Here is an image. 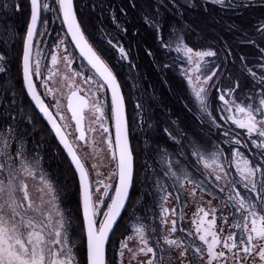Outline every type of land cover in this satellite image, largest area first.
Masks as SVG:
<instances>
[{
  "label": "snow or ice",
  "instance_id": "6c2138e0",
  "mask_svg": "<svg viewBox=\"0 0 264 264\" xmlns=\"http://www.w3.org/2000/svg\"><path fill=\"white\" fill-rule=\"evenodd\" d=\"M166 2L175 5L178 0H166ZM211 2L226 7H232L234 4L243 7L251 6V4L245 5L243 0H239L238 3L236 0H211ZM29 6L30 22L27 25L23 44V84L40 111L48 118L56 136L59 137L60 143L67 150L71 162L79 173L82 230L86 233V260L81 262L76 259L73 247L69 244L63 214L54 206L55 189L44 175L40 176L43 186L40 191L48 195L49 200L45 201L41 197L39 204L33 200L25 177L35 176L36 158H31L32 162H29L30 158L23 150V137L17 132V126L10 122L15 121L16 116L11 111H7L0 112V122H2L0 127L5 129L3 135L0 136V173L5 174V178L0 179V264H113L107 259L106 246L110 240V233L114 231V226L121 217L122 210L126 209L130 199V190L136 183L134 155L129 142V123L125 116L124 97L113 69L89 42L83 21L78 18L74 0H48V2L29 0ZM190 6L195 7L196 5L193 2ZM23 7V4L13 0L12 3L0 4V11L6 12L9 9L17 11ZM162 7H166V3H162V0H146V14L143 16L145 23L153 28L158 35L160 45L165 48L172 46L171 38L175 37L176 50L183 51L189 63L193 65L188 71L199 72L201 62L205 57L217 56V52L211 48L194 52L192 47L184 43L175 25L170 26V39L165 41L162 29L166 21L161 15ZM42 12L55 13L56 17L61 19L62 26H66L65 35L70 34L80 55L94 69L93 75L85 77V80L93 82L95 92L99 93L105 88L111 89L109 119L114 120L115 134L114 137L107 135L106 140L111 168L106 178L107 182L97 180L93 185L89 180V173L82 162V157L36 91L32 77L40 73V68L39 60L35 61V66L33 65L32 48L34 37L44 34L38 29V24L42 22L45 29L48 25V20H42ZM252 31L253 35L259 38V42L248 38L247 32L244 33L247 39L243 42L254 45L259 50L261 60H264V46H261L264 45V18L257 21ZM62 43L63 38L60 40V44ZM117 47L121 56L126 58L128 52L125 48L119 44ZM234 55L229 47L224 60L215 66L211 75H204L203 79L197 75L195 80L189 75L187 79L200 102L202 112L219 129L221 125L217 123L207 102V89L212 86L208 82L218 74V71L226 74L227 83L220 89L219 94V100L223 102L220 109L224 114L222 118L225 123L230 121L246 132L244 142L250 141L255 146L253 157L249 158L237 147L242 141L237 138L235 132L230 135L228 131H225L224 135L229 137V142L233 143L228 155L226 156L218 147L207 155L197 148L192 155L196 157L198 163H203L205 171L197 168L194 173L187 170L181 161H173L167 148L161 149L156 143L155 153L165 161L167 166L163 176L172 181V184L167 186L161 185L159 179L156 181V186L163 193L159 198L162 202L161 211L163 213L176 214L175 207L164 206L170 203L169 197L173 196L172 192L166 190L167 187L176 189L177 194L174 199L177 201L181 198L179 195L181 191H186L187 195L195 197L199 189L202 194L207 193L214 199H218L219 203L214 207L210 199L207 201V208L197 203L192 221L195 225V232L189 230L188 235L197 236L202 242L200 245L191 241L186 243L179 237H173L172 234L177 232L176 219H163L162 223H170L171 226L164 230L162 237L155 239V246L149 243L150 237L145 234V226L137 224L135 238L138 244L134 248L129 247L128 240L133 239L132 236L120 242V264H124L125 250L128 253L129 264L133 259L137 261V264H172L171 252L174 249L179 251L180 264H264V63L258 64L260 70L258 75L253 67H249L251 61L248 60L247 55H239V67L234 73L233 67L236 65V59L231 60L233 67L228 65V58ZM0 59L3 57L0 56ZM65 60L71 63L68 57H65ZM52 63L53 65L57 63L55 54L52 55ZM245 73L251 77L248 86L241 82V77ZM51 75L50 70L49 76ZM76 75L80 76L82 73H76ZM221 83L223 84L224 81ZM68 107L79 130L77 139L86 141L83 126L84 109L91 108L94 113H99L98 119H101L104 116L103 106L98 98L91 103L73 91L69 97ZM137 107L140 106L137 105ZM63 118L61 116V119ZM29 121H31L30 117ZM100 126L105 133H109V129L103 123ZM151 130L149 126V131ZM163 132L172 141L179 143L178 134H173V131L167 127L163 129ZM9 139L17 141L20 145L14 149V154L9 151ZM152 144V138L146 137L145 157ZM17 158L19 163H17ZM144 166L145 169L148 168L147 159ZM97 175L101 174L98 172ZM145 178L147 179V173H145ZM209 180L211 184L208 183ZM213 185L222 195L217 196L214 191H208ZM240 185H242L243 193ZM218 209L221 212L228 210V216L232 218V223L229 224L228 216L221 217L224 225L228 226L227 233L223 225L217 228ZM183 217L184 213L181 208L180 218L183 219ZM190 248L192 252L189 256ZM140 254L148 257L146 261L138 258ZM148 254L151 255L148 256Z\"/></svg>",
  "mask_w": 264,
  "mask_h": 264
},
{
  "label": "trees",
  "instance_id": "16d2710c",
  "mask_svg": "<svg viewBox=\"0 0 264 264\" xmlns=\"http://www.w3.org/2000/svg\"><path fill=\"white\" fill-rule=\"evenodd\" d=\"M5 2L12 3L13 0H0V4ZM15 2L23 4V9L0 11V49L9 63L7 81L3 84L0 80V89H4L3 94L5 91H11L17 95L21 111L24 110L27 117H21L19 111L14 112L8 103L3 104L4 107L0 109V112L11 111L15 114V121L10 122L17 126V132L34 153L35 170H39L42 165L52 181L62 182L64 180L62 200L69 201L68 195L71 196L70 200L72 199L75 205L77 225L83 235L77 176L49 126L31 103L24 88L21 58L30 17V6L29 0H15ZM74 2L78 18L83 21V27L90 43L113 69L125 97L136 174V183L132 188L128 210H146L150 207L149 203L154 209L157 202V179L161 185L172 184V181L166 182L171 179L165 178L163 173H160L166 170L167 166L165 161L155 153L156 143L161 149L167 148L173 161H181L187 170L194 173L197 168L202 171V162L198 163L196 157L192 155L197 148L207 155L218 147L226 156L228 155L233 143L229 142V137L224 135L225 131H228L230 135L235 132L237 138L242 141L237 147L245 155L252 157L251 144L244 142L246 132L230 121L225 123L222 118L224 114L220 109L223 102L219 100V94L220 89L227 83L226 74L218 71V74L208 82L212 86L207 89V102L217 123L221 125L218 129L202 112L200 102L188 83L185 64L177 56L179 52L176 50L175 37L171 38H174L173 47L165 48L160 45L158 35L153 28L145 23L143 16L146 14V0H74ZM193 2L195 7L190 6ZM236 2L238 3L239 0ZM164 3L166 7L161 8V15L166 21L162 29L165 41L170 39V26L175 25L184 43L192 47L194 51L211 48L217 52V56L205 57L202 61L199 71L201 78L204 75H211L215 66L224 60L229 47L235 54L228 58L229 67H233L231 60L236 59V65L233 67L234 73L239 67V55L246 54L248 60L251 61L249 67H253V70L257 71L258 75L260 74L258 64L264 63V60H261L259 50L254 45L243 41L247 39L244 35L247 32L248 38L259 42V38L253 35L252 28L258 20L264 18V0H243L245 5L251 4L249 7L236 6V4L226 7L213 4L211 0H178L175 5L164 0ZM170 8L171 10L180 8L181 11H176L175 15H172ZM46 14L51 16L53 22H51L50 34L46 37L45 47L53 50L55 44L52 42L56 41V38L52 39V37L55 35L61 37L62 33L66 34V32L61 19H58L55 13L42 12V17ZM65 38L66 41H63L62 46L65 47L67 42L72 48V55L93 73L76 53L68 36L65 35ZM114 38L128 52L126 58L121 56L119 49L113 48ZM221 81L224 83L222 84ZM250 81L251 77L247 73L241 77V82L245 86H248ZM90 89L94 90L92 87ZM103 91L107 98L104 111L107 112L110 128H112V120L109 119L111 100L107 89ZM99 102L103 103L101 98ZM102 121L105 122V119L101 118L100 122ZM149 126L152 128L151 131H149ZM165 127L173 131V134H178L179 143L166 136L163 132ZM4 131L5 129L0 127V132ZM146 137H151L153 141L147 157H145ZM92 140L94 141V138L91 136ZM100 154L101 149L98 148L95 157L97 158ZM146 159L147 169L144 166ZM106 168L109 172L111 169L109 162ZM145 173H147V179ZM196 174L199 175V173Z\"/></svg>",
  "mask_w": 264,
  "mask_h": 264
},
{
  "label": "rangeland",
  "instance_id": "374dc122",
  "mask_svg": "<svg viewBox=\"0 0 264 264\" xmlns=\"http://www.w3.org/2000/svg\"><path fill=\"white\" fill-rule=\"evenodd\" d=\"M162 3H164V0H162ZM169 10V8H168ZM170 11L172 15H175L174 13H176V11H181L180 8L177 9H172L170 8ZM48 20V25L47 28L45 29L43 23L41 22L40 24V28L39 30L44 32L43 35H39L37 36V40H36V47H35V52H34V66H35V61L39 60V68H40V73L38 74V78H39V82H40V86L41 89L43 90V92L47 95L49 101H51V103H53V106L55 107V109L58 111V113L60 114V120L62 122V124L65 126L66 130L68 133L72 135H75L76 131H73L75 129H73L74 124L72 123V119L71 116L67 110L66 104H67V97L69 95V93L73 90V89H80V91L82 93H84L89 101L91 103H94L97 98H101L103 103H100L104 106L107 102V98L105 97V94L103 93V89L99 92L96 93L95 92V88L93 85V82L91 81H86L85 77L88 76H92L93 73H91V71L87 70L86 67H84V65L82 64V62L80 60H77L73 55H72V48L70 46H68L67 42L65 43V47L62 46V44H60V40L61 38H63V41H66L65 38V34L62 33L61 37L60 36H53L52 39L56 38V41H53L52 44H55V46H53V50H48L47 47H45L46 44V37L50 31L51 28V22H53L51 16H49L48 14H46L45 16L42 17V20ZM52 35V34H51ZM172 44L174 43V38L172 39ZM113 48L119 49L117 47V45H120V42L116 41L115 38L113 39ZM59 44V47H57V45ZM173 47V46H172ZM65 48V50H64ZM195 52V51H194ZM55 54L57 56V63L55 65H53L52 63V55ZM0 56L3 57V59H0V69H3L2 71H0V80L1 83H6L7 81V72L9 70V63H8V59L5 58V55L2 54L1 49H0ZM178 58L184 62V69L185 72L187 74V77L189 75H191L193 77V79L195 80V77L197 75H199V72H191L188 71L191 67H193V65H191L188 61L187 56H185L183 51H179L178 53ZM65 57H68L71 60V63L69 64L67 60H65ZM202 63V62H201ZM52 72V75L49 76V72ZM3 72V73H2ZM76 73H82V75L77 76ZM200 76V75H199ZM203 79V78H201ZM90 85H93L92 88L94 89L93 91H91L90 89ZM3 90L4 89H0V99H2L3 96ZM103 91V92H102ZM18 105H20L18 103ZM23 112V113H22ZM105 113V111H104ZM21 117H27L25 111H20L19 112ZM61 116H63L64 118L61 119ZM85 118H86V141L81 142L80 140L77 139L76 136H74L75 142H77V146H78V151L83 159V161L86 164L88 173L91 177L92 183L93 185H95V182L97 180H104L105 182H107V175H108V171L106 168V164L109 162V151L107 148V135L108 133H104L103 130L100 128V119H98L99 117V113H94V111L91 108H87L85 110ZM104 118V116H103ZM106 119V118H104ZM4 132H0V136L3 135ZM91 136L94 138V141H91ZM24 140V139H23ZM13 142V143H12ZM92 142V143H91ZM248 143L251 144L250 141H248ZM9 151L13 152L14 154V149L20 147L19 143L17 141H14L12 139L9 140ZM252 157L254 155L255 152V146L252 145ZM91 148V149H90ZM98 148L101 149V154L100 156H96V151L98 150ZM27 156L30 158L29 162L31 163L32 160L31 158H33L34 153L31 151V148L27 145V143L24 141V149H23ZM249 157V158H252ZM17 163H19V159L17 158ZM39 166V164H38ZM95 166V167H94ZM111 170V169H110ZM44 171V173L42 172ZM202 171L204 170V166L202 163ZM210 171V169L208 170ZM100 173L101 175H97V173ZM233 174H234V165H233ZM44 175L51 183L53 188L55 189V196H56V203H60V208L58 205H56V207L58 208L59 212L63 214V218H64V222H65V226L67 227L68 223H67V209L65 208V206L63 205L62 202V191L64 189V186H62V182H64V180L62 182L59 181H52L48 175L46 174L45 170L43 169L42 165L41 167L35 170V176L34 177H25L28 185H29V191L31 193V196L33 198V200H35L37 203L40 202L41 197H43V199L45 201L49 200V196L46 195L45 193L41 192L40 189L43 187L40 181V176ZM5 178V174L0 173V179H4ZM242 193H243V189H242V185L239 186ZM216 192V191H215ZM201 195L202 193L200 192L199 189H197V193L195 195V197L189 196L187 195L186 191H185V197H186V201L184 203V207H185V212L188 213V217H192V221L194 219L193 217V213L196 212V207H197V203L201 204L202 202L205 201V198L203 196V199H201ZM169 201L170 203L164 205L165 207H175L176 208V214L173 215L171 212L168 213H163L161 211V207L159 210V214H160V219L158 222H155L154 220H150V223L145 222L144 218L142 216H140V214L138 213H132L128 219L126 220L125 224H126V229L129 231L126 234V237L123 239L125 240L127 237L132 236L133 239L128 240V244L129 247H135V245L138 244V240L135 238V226L137 224H142L145 226V234L147 236L151 237L153 235H155L158 231L161 234L160 237H162V235L164 234V230L166 228H169L171 225L169 224H164L162 223L163 219L168 218L170 219H176L177 220V232L173 233V237H179L180 239L185 240L186 242V232H188V227H186L185 225V221L182 220H178L179 219V209H178V202L176 200H174L173 197H169ZM224 216H228V210H224ZM228 221L229 224L232 223V218L230 216H228ZM224 231L225 233L228 232V226L224 225ZM191 227V231L194 233L195 232V225L193 223H191L190 225ZM155 229V231H154ZM183 229V230H181ZM180 234V235H179ZM152 235V236H151ZM179 235V236H178ZM191 242H194L197 245H200L202 242L199 241L197 236H191ZM150 241V240H149ZM120 245V242H119ZM118 245V246H119ZM118 246L116 248V252L118 249ZM175 250V249H174ZM119 251H120V247H119ZM192 251V249H191ZM119 255V252H118ZM125 255H128L127 250H125ZM177 260L180 261L181 258L179 257V251L177 250ZM120 256H117V261L118 264H120ZM132 263V261H131ZM124 264H128L126 257H124ZM137 264V263H135Z\"/></svg>",
  "mask_w": 264,
  "mask_h": 264
},
{
  "label": "flooded vegetation",
  "instance_id": "af4514ba",
  "mask_svg": "<svg viewBox=\"0 0 264 264\" xmlns=\"http://www.w3.org/2000/svg\"><path fill=\"white\" fill-rule=\"evenodd\" d=\"M37 40V39H36ZM35 47H36V43H35ZM34 52H35V48H34ZM34 54H33V65H34ZM34 76V80H35V83H36V86H37V89L39 91V93L41 94V96L43 97V99L48 103V105L51 107V109L53 110V112L55 113V115L57 116V118L59 119V121L61 122L60 120V114L58 113V111L55 109V107L53 106V103H51V101H49L47 95L43 92V90L41 89V86H40V82H39V78H38V74L36 75H33ZM78 89V88H77ZM74 90V89H73ZM14 94V95H13ZM11 101H14V103H11ZM4 103H8L10 106V108L15 112L16 111H21V106L18 105V102H17V95L15 93H11V91H5L3 96H2V99H0V109L3 108V104ZM107 104V102H106ZM66 107H67V104H66ZM104 118L105 119V122H100V125L101 123L104 124L105 127H107L109 129V134L113 136V128H110V122L108 120V115H107V112L104 113ZM73 123V121H72ZM62 124V122H61ZM74 124V123H73ZM63 125V124H62ZM63 127L65 128V126L63 125ZM75 126H73V129H74ZM101 128V126H100ZM102 129V128H101ZM103 130V129H102ZM111 130V132H110ZM67 131V130H66ZM75 131V129L73 130ZM104 132V130H103ZM105 133V132H104ZM68 136L70 137V140L72 141V143L74 144V146L77 147L76 145V142H75V139H74V136L77 137V134L75 133V135H72L70 133H68ZM44 173V171H42ZM164 171H160V173H163ZM90 176V175H89ZM90 180H91V177H90ZM92 182V180H91ZM166 182H171V180H166ZM208 183L211 184V181L209 180ZM188 186H186L187 188ZM30 189V188H29ZM69 189V187L67 188ZM167 191L169 192H172L173 193V197L177 194L176 193V189L174 187H167L166 189ZM216 190V192H215ZM208 191H214L217 196L219 195H222V194H219V191L218 189H215L214 185L212 187H210L208 189ZM80 193V191H79ZM163 195V193H161L159 191V188H158V191L156 193V206L154 207V209H152V204L149 203L150 207L147 208L146 210H134V209H131V210H128L127 207L122 215V219H120V221L118 222V226L116 225L115 229H114V232L112 233V236L109 240V243H108V246H107V259L110 261V262H113V264H118V261H117V256L119 257L118 255V252H119V242H121L125 237H126V234L129 232L127 229H126V220L128 219V217L132 214V213H138L140 214V216H142L145 220V222L147 223H150V220H154L155 222H158L159 219H160V214H159V210H160V207H161V200L159 199L160 196ZM180 195V200L177 201L179 206H178V209L179 211H181V208L183 209V213H184V217L183 219L180 218V213H179V219L180 221L184 220L185 221V225L186 227H188V230L191 231V223H192V217H188V213L185 212V207H184V203L186 201V197H185V191H181L179 193ZM205 198V201L202 202L201 204L207 208L208 207V204H207V201L208 200H212L213 201V206L216 207L219 203L218 199H214L212 196H209L207 195V193H203L202 194ZM61 198L63 199V197L61 196ZM71 196L68 195V199L69 201H63V205L65 206V208L67 209V212H68V215H67V235H68V238H69V244L73 247V250H74V254L76 256V259L83 262L86 260V252H85V241H86V237H85V232L83 231V235H82V232H81V229L79 227V225H77V221H76V218H75V212H74V203L72 202V199L70 200ZM129 203V202H128ZM39 204V203H38ZM56 205L59 206L60 208V203H56L54 204V206L56 207ZM129 206V205H128ZM57 208V207H56ZM80 208H81V204H80ZM60 210V209H59ZM82 216V214H81ZM224 216V211L221 212L219 209L217 211V228L219 229V227L221 225H223V220L221 219V217ZM211 218V217H209ZM160 233L159 231L155 234V235H151V239L149 241L150 244H152L153 246H155V239H157L158 237H160ZM180 235V234H179ZM178 235V236H179ZM185 238H186V243L190 242L191 241V236L188 235V232H186L185 234ZM119 245V246H118ZM118 246V249H117V252H116V248ZM191 248L189 249V256L191 255ZM177 250H172L171 252V260H172V264H180V261L177 260ZM151 254H148V256H150ZM126 259H127V262L129 264V257L128 255H125ZM139 259H144L146 261V259L148 257L144 256V254H140ZM137 263V261L135 259L132 260V263L131 264H135Z\"/></svg>",
  "mask_w": 264,
  "mask_h": 264
},
{
  "label": "water",
  "instance_id": "95a60500",
  "mask_svg": "<svg viewBox=\"0 0 264 264\" xmlns=\"http://www.w3.org/2000/svg\"><path fill=\"white\" fill-rule=\"evenodd\" d=\"M74 4H75V2H74ZM29 22H30V17H29ZM29 22H28V23H29ZM40 24H41V23L38 24V29L40 28ZM64 29H65V32H67L66 26H64ZM26 32H27V31H26ZM25 35H26V34H25ZM67 36H68V38H69V40H70V42H71L73 48L75 49L76 53H77V54L79 55V57L81 58V60H82V61H83V62H84V63H85V64H86V65H87V66H88L93 72H94V69L91 68V66L88 64L87 60L84 59V58L80 55L79 49L76 48V46H75V42L71 40V36H70V34H68ZM36 39H37V36L34 37V43H33V48H32V60H33V54H34V48H35ZM89 42H90V41H89ZM21 73H22V79H23V52H22V58H21ZM116 77H117V76H116ZM32 79H33V83H34V85H35V87H36V91H37V93L40 95V97H41V99L44 101V103L48 106L50 113H51V114L53 115V117L56 119L57 123L61 125V127H62V131L66 134V136H67V138L69 139V141L72 142V141L70 140V137L68 136L66 130L64 129L63 125L60 123L59 119L57 118V116L55 115V113L53 112V110L51 109V107L48 105V103L43 99V97H42L41 94L39 93V91H38V89H37V86H36V83H35V80H34V76L32 77ZM117 81H118V83H119L118 78H117ZM119 85H120V83H119ZM24 88H25V91H26L27 96H28V98L30 99L31 103L34 105V107H35L36 110L39 112V114L41 115V117L43 118V120H44V121L46 122V124L49 126L51 132L53 133V135H54V137L56 138L57 142L59 143L60 147L62 148L64 154L66 155V157H67L68 160L70 161V163H71V165H72V168H73V170H74V172H75V174H76V176H77V180H78V184H79V173L76 171V169H75V165L71 162V157L68 155L67 150L64 148L63 144L60 143L59 137L56 136V134H55V130L52 128V125H51V123L48 121V118L44 115L43 112L40 111L39 107L36 105V102L32 99L31 94H29V93L27 92V88H26L25 85H24ZM106 89H107V91H108V94H109V96H110V100H111V89H110V88H106ZM73 91H76L77 94H78L79 96H82V97H84L85 99L89 100L88 97H87L84 93H82V92L80 91V89H74V90H72V91L69 93V95H68V97H67V110H68V112H69V114H70V116H71V119H72V112H71V110L69 109L68 104H69V97L71 96V93H72ZM120 91H121V94H122L123 97H124V94H123V90H122V88H121V85H120ZM124 103H125V116H126V119L128 120V112H127V106H126L125 97H124ZM86 109H87V108L84 109V116H85V110H86ZM85 117H86V116H85ZM72 121H73V123H74L75 131H76L77 138H78V137H79V130H78L77 127H76V121H75L74 119H72ZM128 123H129V120H128ZM85 124H86V118H85L84 123H83L84 129H85V135H86V127H85ZM112 128H113V137H114V134H115L114 120H112ZM81 142H83V141H81ZM129 142H130V146H131L130 133H129ZM131 148H132V147H131ZM76 151H77V149H76ZM77 152H78V151H77ZM78 154H79V153H78ZM79 155H80V154H79ZM133 155H134V154H133ZM82 162L84 163L83 160H82ZM84 165H85V163H84ZM85 168H86V165H85ZM134 168H135V158H134ZM86 170H87V168H86ZM87 171H88V170H87ZM89 180H90V177H89ZM79 191H80V186H79ZM131 192H132V189L130 190V196H131ZM129 200H130V199H129ZM128 202H129V201H128ZM128 202H127V205H128ZM80 204H81V214H82V202H81V199H80ZM127 205H126V207H127ZM124 211H125V210H122L121 217H122ZM121 217L118 218V222H119V220L121 219ZM82 219H83V217H82ZM118 222H117V224H118ZM117 224H116V225H117ZM116 225L114 226V229H115ZM113 232H114V231H113ZM113 232H112V233H113ZM112 233H110V238H111V236H112ZM85 237H86V233H85ZM107 246H108V244H107ZM107 246H106V248H107Z\"/></svg>",
  "mask_w": 264,
  "mask_h": 264
}]
</instances>
